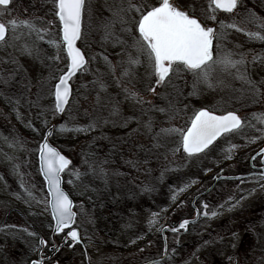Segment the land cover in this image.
I'll return each mask as SVG.
<instances>
[{"label":"rangeland","instance_id":"1","mask_svg":"<svg viewBox=\"0 0 264 264\" xmlns=\"http://www.w3.org/2000/svg\"><path fill=\"white\" fill-rule=\"evenodd\" d=\"M176 1L200 15L205 24L217 23L218 33L221 20L244 29L225 27L215 56L231 52L233 59H240L241 54L247 57L248 74L258 93L237 78L235 69L225 70L219 64L214 66L211 87L179 64L157 85L146 55L140 56L139 63L128 64V53L137 55L132 44L139 35L140 13L128 12L125 24L113 12L130 0H85L78 45L87 57V70L72 78V96L59 114L54 86L68 60L63 45L58 51L49 43L62 41L55 0H13L9 13L0 15L6 25L11 19L28 20L44 30L40 40L28 27L21 25L15 31L9 27L5 42L0 43V219L11 208L19 210H13L0 229V264H28V258L37 255L38 238L30 223L43 230L50 216L49 196L38 166L40 145L50 125H55L52 143L71 159L64 185L75 200L77 223L83 224L93 259L108 256L111 260L116 251L113 244L125 242L119 235L99 233L102 218L108 231L117 217L121 232L134 231L136 225L147 232L141 238L144 249L136 247L139 240L130 235L126 242L131 251L121 250L132 264L160 257L161 226L166 220L170 224L178 217L192 216L190 203L206 192L201 199H216L208 205V215L202 210L200 221L188 232L169 235L168 256L155 264H264V180L252 177L225 186L213 183L222 173L248 169L249 159L264 145V136L257 131L264 124L253 119L254 114L264 113V40L248 35L257 31L264 35L260 26L264 0H240L235 13L217 12V20L210 19L209 0ZM143 3L152 5L156 0ZM250 14L256 17L251 23L245 19ZM110 22L111 35H106ZM57 55L58 60L54 59ZM150 87H155V93ZM200 108L235 111L246 125L250 121L255 127L225 134L203 153L189 156L178 134L161 129L188 127ZM77 172L79 178L74 175ZM153 212L160 215L157 223L149 225ZM78 256L76 250H65L62 264L71 260L85 264L84 256Z\"/></svg>","mask_w":264,"mask_h":264},{"label":"snow or ice","instance_id":"2","mask_svg":"<svg viewBox=\"0 0 264 264\" xmlns=\"http://www.w3.org/2000/svg\"><path fill=\"white\" fill-rule=\"evenodd\" d=\"M239 2L240 0H209L210 19L217 20V12L235 13ZM12 3L13 0H0V9H3V11H0V15L9 13ZM55 8L56 16L62 25V41H49V43L54 45L58 51L63 45L68 60L66 70L58 77V83L54 86L55 109L62 113L71 96L69 81L81 70H87L86 65L88 62L84 53L76 46V42L81 38L85 0H55ZM130 11L140 13V18L137 21L139 35L132 44L137 55L133 56L132 53H128L129 67L139 63L140 56L146 55L153 69V75L156 77L155 83L157 85L164 83L170 73L174 71V66L179 64L184 67L185 71L191 72L197 81L207 83L211 87L214 66L219 64L225 70L235 69L237 78L250 85L254 92H259L257 85L248 74L247 57L241 54L240 59L237 60L233 59V53L231 52L221 54L219 57L214 56L213 53V42L218 38H224L225 32L223 29L225 27L244 31L243 28L238 27L237 23L233 22L225 25L224 21L221 20L219 22L222 31L217 33L214 27L202 24L198 18L178 7L173 0H156V3L152 5L143 3V0H139V2L130 0L126 7L124 5L117 6L113 16L121 23L126 24L125 17ZM245 19L251 23L255 21L256 17L254 14H250ZM21 25L35 31L40 40L44 39L42 35H39L44 30L37 29L30 21L11 19L7 25L0 21V43L5 42L9 27L12 31H15ZM112 26L113 22L105 26L106 35H111L110 29ZM260 26L264 29V19L260 20ZM248 35L264 40V35L260 31L248 32ZM54 59L58 60L59 55ZM254 61L255 57L253 58ZM127 74L128 71L126 70L125 75ZM149 91L155 93L156 89L150 87ZM132 95L137 96L138 94L133 92ZM138 102L150 103L139 100ZM158 110L165 111L164 108ZM253 119L264 124V113L254 114ZM245 126L255 127L251 125L250 121L246 125L245 121L235 112L229 111L224 115H217L213 110L200 108L194 111L190 126L161 129V132L169 135L178 134L181 138L183 150L189 156H193L209 149L219 137L240 131ZM149 127H151V122H149ZM257 131L264 136V129H257ZM15 143L20 142L15 141ZM232 147L236 146L232 145ZM176 151H179V149H176ZM39 152L40 171L47 181V192L50 199H46L55 219V231L60 233L64 232L65 229H70L67 236L78 243L81 240L80 233L76 228H72V225L76 222V212L73 210L74 203L68 193L61 187L63 183L62 173L68 168L71 161L50 145L47 138L40 146ZM257 155L264 156V149H261ZM14 167L19 172V165ZM74 175L79 178L80 173L77 172ZM260 179L264 180V173H260ZM261 187H264V184ZM25 191L30 197L33 196L31 190L26 188ZM204 207L207 208L208 205L205 204ZM161 211H164V209ZM159 215L158 212L151 213V218L148 221L149 225L157 223ZM204 215H208V213L205 212ZM212 215L215 216L217 213L213 212ZM189 223L190 221L184 220L179 229H186ZM179 229L174 228L172 231L178 232ZM40 243L44 244L46 241L41 240ZM32 264H43V260L33 261Z\"/></svg>","mask_w":264,"mask_h":264},{"label":"flooded vegetation","instance_id":"3","mask_svg":"<svg viewBox=\"0 0 264 264\" xmlns=\"http://www.w3.org/2000/svg\"><path fill=\"white\" fill-rule=\"evenodd\" d=\"M173 2L178 7H180L182 10L188 11L190 15L195 16L201 22H203V20L200 17V15L196 14L195 12H193L190 8L180 6L177 3L176 0H173ZM218 13L223 14V12H218ZM203 24H205V23L203 22ZM205 25L206 26L213 25L214 28L217 30V33L219 32V27H218L217 23H210V24H205ZM216 42H217V39L214 40V42H213V53H214V56L217 53ZM253 157H255V159H253ZM263 159H264V156H258L257 152H256L249 159V168L248 169H244L241 172H235V173H233V172L232 173H229V172L222 173V174H220V175H218V176H216L214 178L213 183L215 182L216 178L221 176V175H223V176L247 175V176H243L242 179H227V178H223L222 180L218 181L215 184V186L218 185V184H221V185L225 186L227 183L233 182L235 180H244V179H249V178H252V177H260V173H264V169L262 168V167H264ZM257 160H258V163H257ZM212 190H214V189H212ZM207 194L208 193L203 194L198 199H196V200L193 199L192 200V202L190 203L192 211H195V209H199L200 213H201L202 210L205 212L208 209V208L204 207L205 204L209 205L211 203H215L216 202V199H211V198L209 200H207L206 198L205 199H201V198L205 197ZM224 195H225V193H224ZM220 196L223 197V193ZM220 199L221 198H219L218 201ZM127 203L128 204H132L133 201L132 202L128 201ZM13 210H16V211L19 212V210L17 208L16 209L15 208H11L7 212V214L2 219H0V229H2L6 225V223L9 220L10 215H11ZM201 216L199 217L198 221H196L195 223H191L189 225V230L195 224H198V222L201 219ZM188 217L189 216L178 217L177 222L179 220H181V219L188 218ZM174 221L176 222V220H174ZM115 222H116V225L115 224L111 225L112 227L110 226L111 229L108 230V231H106L104 229L105 222H104L103 218L101 219V222L98 224V228L100 229L99 233H102V230H103V231L107 232V234H110L113 237L119 235V238H121V239H123L125 241L124 243L122 242L120 244L119 243L113 244L112 249L116 250V251H115V254L113 256H111V260H109L108 256L106 257V260H104L103 257L102 258H97V260H95V258L93 259L91 257L90 248H89V246L91 245V242L87 241V239H85L84 236H83L84 227H83L82 222L76 223V226L79 228V230L81 232V240L78 243L77 242L74 243L73 240L70 237L67 236V233H68V231L70 229H65L64 232H60V233H54L53 232L54 221H53L51 215L49 216V218H46V220L44 221V224H43V227H42L43 230H40L41 228L38 225L30 223L31 228L34 231V235L37 236V238H38V250H37L36 257H34L33 259H31V258L29 259L28 258V260H29L28 264H30L31 261H33L34 259L35 260H37V259L41 260L42 259L43 260V264H52V263L62 264L63 259H61V257H62V254L64 253L65 250H76L79 253L78 258L81 257V256H84L85 264H132L130 257L126 256L125 253H122V252H125V251H127V252L131 251V246L130 245L128 246L126 241H129L131 236H132V238L135 237L137 240H139V243H137L136 247H138L140 250L144 249V246L141 243V238H142L143 235H145V236L147 235L146 229H145L144 226H142V228L138 229V227H140L141 225H138V226L136 225L134 231H129V232L128 231H123V232H121L118 229V226H117L118 222H120L119 217L116 218ZM168 223H169V221L166 220L165 224H163L161 226V230H160V234H161V237H162V250H164L163 249V247H164L163 237L167 238V250H169V240H168L169 239V235L178 234L179 232H181V233L184 232L182 230H179L178 232L172 231V229L177 227V223L173 224V220L170 222V224H168ZM218 224H219L220 227L221 226L223 227V218L220 220V222H218ZM163 227H167L166 230L164 231V233L162 231ZM211 230H215V229L212 228ZM188 231H186V232H188ZM126 236L128 237L127 240L124 238ZM41 240L46 241V243L41 244L40 243ZM121 250H122V252H121ZM123 254H124V256H122ZM167 256H168V251H167ZM156 258H158V256L152 257L151 259H156ZM151 259H149V260H151ZM76 262H75V264H76ZM158 262H161V261H158ZM73 263L74 262L71 260L70 264H73ZM142 263H144V262H139L138 264H142Z\"/></svg>","mask_w":264,"mask_h":264},{"label":"water","instance_id":"4","mask_svg":"<svg viewBox=\"0 0 264 264\" xmlns=\"http://www.w3.org/2000/svg\"><path fill=\"white\" fill-rule=\"evenodd\" d=\"M211 27H213V26H211ZM61 32H62V25H61ZM76 46L78 47V45H77V42H76ZM81 49V48H80ZM82 51V50H81ZM83 52V51H82ZM84 53V52H83ZM84 56H85V54H84ZM85 58H86V56H85ZM86 60H87V58H86ZM71 81V80H70ZM70 81H69V83H70ZM57 83H58V81H57ZM70 85H71V83H70ZM71 96H72V85H71ZM71 96L69 97V100H70V98H71ZM55 97V96H54ZM68 103H69V101H68ZM68 103H67V105H68ZM67 105H65V109H66V107H67ZM65 111V110H64ZM57 112L59 113V114H62L61 112H59L58 110H57ZM217 115H224V114H218V113H216ZM226 114V113H225ZM237 114V113H236ZM238 115V114H237ZM54 126L55 125H50L49 127H48V129L46 130V132H45V136H44V138H43V141H42V143H41V145L44 143V140H45V138H47V141H48V143L50 144V145H52L53 147H55L58 151H60L61 152V154L62 155H64L65 157H67L70 161H71V159H70V157L67 155V154H65L59 147H57L56 145H54L53 143H52V141H51V137H52V135H53V132H54ZM49 133H51V134H49ZM40 145V146H41ZM262 149H264V147L262 148ZM260 152V151H259ZM38 159H39V167H40V152L38 153ZM263 161H264V159H263ZM70 166V165H69ZM68 166V167H69ZM263 169H264V167H262ZM66 170V169H65ZM41 175H42V177L44 178V176H43V173L41 172ZM240 177H242V175H237V176H230L229 178H240ZM221 178H223V176H221ZM220 179V178H219ZM44 180H45V178H44ZM62 180H63V173H62ZM45 184H46V190H47V181L45 180ZM61 187L64 189V191L65 192H67L68 193V195H69V197H70V199H72V201H73V203H74V205H75V202H74V200H73V198L70 196V194H69V192L64 188V186H63V183H62V185H61ZM211 188H209L208 190H210ZM49 199H50V197H49ZM50 206V205H49ZM74 210V209H73ZM50 211H51V209H50ZM75 211V210H74ZM52 215V214H51ZM198 217H199V211L198 210H196V213H195V216L194 217H192V218H187V219H183V220H181L180 222H179V224H178V226L176 227V229H179V226H180V224L184 221V220H188V221H190V223L191 222H194V221H196L197 219H198ZM52 218H53V220H54V233H57L56 231H55V219H54V217L52 216ZM174 223V222H173ZM188 227V226H187ZM72 228H76L78 231H79V229L76 227V226H74V224L72 225ZM166 229V228H165ZM164 229V230H165ZM187 229V228H186ZM70 231V230H69ZM80 233V232H79ZM71 238V237H70ZM75 242V241H74ZM166 249H167V245L165 244V250H164V253H163V256H162V258H164V256L166 255ZM38 260V259H37ZM34 261H36V260H34ZM33 262V261H32ZM32 262H31V264H32ZM153 261H149V262H147V263H144V264H150V263H152ZM53 264H57V263H53Z\"/></svg>","mask_w":264,"mask_h":264}]
</instances>
